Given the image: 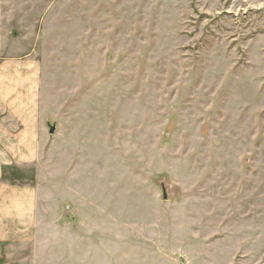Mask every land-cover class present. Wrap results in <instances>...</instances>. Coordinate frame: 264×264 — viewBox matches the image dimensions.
<instances>
[{"label": "rangeland", "instance_id": "obj_1", "mask_svg": "<svg viewBox=\"0 0 264 264\" xmlns=\"http://www.w3.org/2000/svg\"><path fill=\"white\" fill-rule=\"evenodd\" d=\"M0 28L39 123L0 264H264V0H0Z\"/></svg>", "mask_w": 264, "mask_h": 264}, {"label": "crops", "instance_id": "obj_2", "mask_svg": "<svg viewBox=\"0 0 264 264\" xmlns=\"http://www.w3.org/2000/svg\"><path fill=\"white\" fill-rule=\"evenodd\" d=\"M11 37V28H0V44ZM7 48L0 47V57L8 55ZM0 66V241L25 244L34 241L38 214L36 187L26 179L38 139L37 80L24 67L13 72L10 62ZM12 171H19L21 178L12 179Z\"/></svg>", "mask_w": 264, "mask_h": 264}, {"label": "water", "instance_id": "obj_3", "mask_svg": "<svg viewBox=\"0 0 264 264\" xmlns=\"http://www.w3.org/2000/svg\"><path fill=\"white\" fill-rule=\"evenodd\" d=\"M54 130H55V127H54V126H50V130H49V132H50L51 134L54 132Z\"/></svg>", "mask_w": 264, "mask_h": 264}]
</instances>
